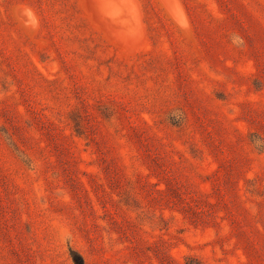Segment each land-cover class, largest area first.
<instances>
[{"label":"rangeland","instance_id":"1","mask_svg":"<svg viewBox=\"0 0 264 264\" xmlns=\"http://www.w3.org/2000/svg\"><path fill=\"white\" fill-rule=\"evenodd\" d=\"M0 264H264V0H0Z\"/></svg>","mask_w":264,"mask_h":264},{"label":"bare ground","instance_id":"2","mask_svg":"<svg viewBox=\"0 0 264 264\" xmlns=\"http://www.w3.org/2000/svg\"><path fill=\"white\" fill-rule=\"evenodd\" d=\"M28 14H30V13H29V11H28ZM28 14H27V16L29 17V15H28ZM31 15H32V14H31ZM25 17H26V16H25ZM29 18H30V17H29ZM180 23H181V22H180Z\"/></svg>","mask_w":264,"mask_h":264}]
</instances>
